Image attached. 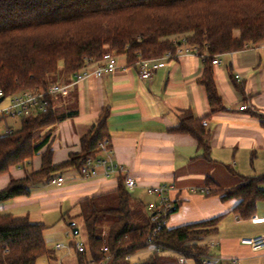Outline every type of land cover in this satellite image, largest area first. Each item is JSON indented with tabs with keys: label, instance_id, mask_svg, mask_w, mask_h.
I'll use <instances>...</instances> for the list:
<instances>
[{
	"label": "trees",
	"instance_id": "obj_1",
	"mask_svg": "<svg viewBox=\"0 0 264 264\" xmlns=\"http://www.w3.org/2000/svg\"><path fill=\"white\" fill-rule=\"evenodd\" d=\"M184 44L204 57L200 83L211 113L222 111L213 60L264 45V0H0V90L4 100L21 92L41 93L49 108L47 113L21 119L20 130L0 135V175L26 165L46 145L42 132L60 120L52 107L53 96L48 94L58 79L73 78L107 53L126 56L135 65L140 58L161 59ZM108 118L109 111H103L96 126L82 137L81 152L67 162L54 165L53 151L48 148L39 171L12 179L0 191V207L14 198L30 196L33 188L50 183L57 173L80 170L88 159L96 158L110 138ZM202 123L186 111L171 132L194 137L203 157L209 159L210 133ZM207 190L223 201L236 200L232 212L250 219L257 204L264 203V174L247 178L232 189L213 188L208 181ZM114 198V207H100L94 198L80 204L87 242L85 251L76 253L77 264H131L130 257L152 244L160 252L136 264H160L161 254L168 251L195 264H204L211 257L205 241L216 233L222 216L164 228L150 239L153 225L150 221L136 223L135 202L123 179ZM63 219L74 221L68 214ZM46 228L0 211V264H37L42 257L56 260L45 241Z\"/></svg>",
	"mask_w": 264,
	"mask_h": 264
},
{
	"label": "crops",
	"instance_id": "obj_2",
	"mask_svg": "<svg viewBox=\"0 0 264 264\" xmlns=\"http://www.w3.org/2000/svg\"><path fill=\"white\" fill-rule=\"evenodd\" d=\"M158 60L163 67L150 80L142 79L138 66L129 64L126 56H119L116 70L100 78L89 77L81 82L74 77L58 79L55 84L69 87L68 94L52 98L53 110L60 120L42 132L47 143L30 162L0 175V191L12 179L21 180L27 172L39 171L42 154L48 148L53 151L54 165L80 153L82 137L96 126L103 111H109L110 138L106 143L111 155L100 147L95 159L108 160L123 171L107 177L100 167L99 175L87 180L81 177L79 169L59 172L54 178H64L62 187L43 183L33 188L30 196L3 203L1 213L44 224L47 247L57 259L56 246L65 243L56 242L53 250L48 246L47 235L64 233L70 238L63 217L68 214L75 221L81 213L80 204L87 199L94 198L100 207L114 202L120 179L132 177L137 186L129 192L135 202L137 224L149 221L147 206L156 202L147 189L173 185L175 189L169 196L175 209L167 229L222 216L216 233L205 241L211 250L208 260L215 264H264V250L255 252L241 243L242 239L264 235V203L257 204L254 217L244 219L232 212L236 200L223 201L219 194L207 190L208 181L213 188L232 189L247 178L264 174V45L225 54L220 57V64L212 66L223 102V110L216 113H211L205 87L200 83L205 71L204 57L191 51ZM95 69L96 65H92L89 71ZM9 104V98L3 100L0 109ZM242 107L245 108L241 110ZM186 111L208 123L202 125L210 133L209 159L203 157L194 137L171 132ZM21 126L20 119L2 120L0 134L2 131L5 135L7 129L18 131ZM75 243L76 240L70 243L72 251ZM72 251L61 260L62 264L72 255L76 261L77 252ZM153 252L148 248L129 260L131 264L146 261ZM178 256L172 251L164 252L160 264H179ZM187 264L195 262L187 259Z\"/></svg>",
	"mask_w": 264,
	"mask_h": 264
},
{
	"label": "built area",
	"instance_id": "obj_3",
	"mask_svg": "<svg viewBox=\"0 0 264 264\" xmlns=\"http://www.w3.org/2000/svg\"><path fill=\"white\" fill-rule=\"evenodd\" d=\"M191 51H195L192 47L188 45H181L177 47L174 53H168L164 56L165 59H173L181 54H189ZM117 58L112 53H107L103 58L94 64H88L82 70L77 73L74 78L76 82H81L89 77H102L104 73H112L117 68ZM220 64V57L213 60V65ZM96 65V69L92 72L89 71L90 66ZM136 65L139 68L140 76L144 80H150L154 73L163 67V63L159 60H146L140 58ZM239 78V77H236ZM69 92V87L60 84H54L50 87L48 94L55 95H66ZM4 98L3 92L0 90V99ZM5 99V98H4ZM10 104L7 107L0 109V121L6 119L21 120L32 116L34 113H47L48 103L45 100V96L41 93L35 92H21L9 98ZM245 107H242L243 110ZM204 126L208 123L204 122ZM6 134L11 133L9 129L5 130ZM102 151L107 152L111 155V151L107 143L101 146ZM104 168V175L109 176L112 172L123 171V168L119 165L111 164L108 160H98L95 158H90L87 160L86 164L80 169L81 177L83 179H92L99 175L98 168ZM65 183L64 178L58 177L51 181V184L55 187H62ZM125 186L128 191H133L137 184L136 180L132 177H127L125 179ZM173 185H161L156 187H150L147 189V194L154 196L156 202L151 203L147 206V212L149 216V221L153 225V232L150 239H153L161 230L167 228V221L175 209L173 201L170 199L169 193L174 190ZM243 245L249 246L253 251L258 252L264 250V235L255 238H245L241 240ZM214 246V245H212ZM76 252H84L85 244L83 242H77L74 244ZM149 248L153 249V253L160 252L158 247L154 244L150 245ZM66 249L70 251V247L64 244H58L56 250L60 251ZM106 250V249H105ZM179 264H187V259L183 256H178ZM214 260H206L204 264H215ZM104 264V263H102Z\"/></svg>",
	"mask_w": 264,
	"mask_h": 264
},
{
	"label": "rangeland",
	"instance_id": "obj_4",
	"mask_svg": "<svg viewBox=\"0 0 264 264\" xmlns=\"http://www.w3.org/2000/svg\"><path fill=\"white\" fill-rule=\"evenodd\" d=\"M7 102V101H6ZM6 104L4 103L3 106H5ZM18 125L20 126V124L18 123ZM2 135V131H1V134ZM115 201L114 202H109V204L107 206H116L117 205V202H116V198H114ZM70 223H74L75 224V227L80 230V233L78 235H74L73 234V230L69 224ZM65 231L66 232H69V236L70 238H66L64 233L61 234V235H55V234H48L47 237H48V246L51 248L54 249V245L56 242H61V243H65L66 246H71L70 243L73 241H77V242H83L84 244H86L87 242V230H86V222H85V219L83 218V216H79L75 218V221L73 222H69L67 223V225L65 226ZM59 239V240H58ZM70 251H72V248H70ZM70 251L66 250V249H62L60 251H57L56 250V253L58 254V258L56 260H49L48 258V261L43 258V259H40L39 262H37V264H62L61 263V260L67 256V253H69ZM72 252H75V250H73ZM71 252V253H72ZM73 254V253H72ZM73 263H76L75 259L73 260V255L72 256H68L67 259L65 260V262L63 264H72ZM144 262V261H142ZM140 263V262H139Z\"/></svg>",
	"mask_w": 264,
	"mask_h": 264
},
{
	"label": "water",
	"instance_id": "obj_5",
	"mask_svg": "<svg viewBox=\"0 0 264 264\" xmlns=\"http://www.w3.org/2000/svg\"><path fill=\"white\" fill-rule=\"evenodd\" d=\"M3 100H4V98H1V99H0V103H1ZM69 225H70L71 227H74V226H75L74 223H70ZM72 230H73V234H74V235H78V234H79V230H78L76 227H74Z\"/></svg>",
	"mask_w": 264,
	"mask_h": 264
}]
</instances>
